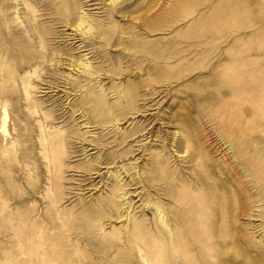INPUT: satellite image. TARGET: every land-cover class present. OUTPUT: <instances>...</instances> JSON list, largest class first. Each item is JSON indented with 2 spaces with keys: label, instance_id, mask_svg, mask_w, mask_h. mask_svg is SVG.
Here are the masks:
<instances>
[{
  "label": "rangeland",
  "instance_id": "rangeland-1",
  "mask_svg": "<svg viewBox=\"0 0 264 264\" xmlns=\"http://www.w3.org/2000/svg\"><path fill=\"white\" fill-rule=\"evenodd\" d=\"M0 264H264V0H0Z\"/></svg>",
  "mask_w": 264,
  "mask_h": 264
},
{
  "label": "bare ground",
  "instance_id": "bare-ground-1",
  "mask_svg": "<svg viewBox=\"0 0 264 264\" xmlns=\"http://www.w3.org/2000/svg\"><path fill=\"white\" fill-rule=\"evenodd\" d=\"M226 1H227V0H226ZM234 1L237 2V3H241V2H246V1H248V0H234ZM202 2H203V1H202ZM212 5H213V3H212ZM234 11H235V10H234ZM219 16H220V14H219ZM243 77H244V76H243ZM251 83H252V82H251ZM252 84H253V83H252ZM235 94H236V93H235ZM235 96H236V95H235ZM241 97H242V96H241ZM2 107H3V106H2ZM3 109H4V107H3ZM3 109H2V110H3ZM5 110H6V109H5ZM5 110H4L3 114L5 113ZM5 115H7V114H5ZM5 120H6V119H5ZM5 128H6V126H5ZM205 191H206V190H205ZM201 194H202V193H201ZM191 196H192V195H191ZM198 196H199V195H198ZM192 197H193V196H192ZM196 197H197V195H196ZM180 199H181V198H180ZM187 199H188V198H187ZM203 199H204V198H203ZM177 200H179V199L177 198ZM179 201H180V200H179ZM198 201H199V200H198ZM181 202H182V201H181ZM187 202H189V201H187ZM190 203H191V201H190ZM192 203H193V202H192ZM197 203H198V202H197ZM193 216H194V215H193ZM189 217H190V216H189ZM189 217H188V218H189ZM190 219H191V217H190ZM195 220H196V219H195ZM204 220H205V219H204ZM179 221H180V220H179ZM184 221H185V220H184ZM186 221H187V220H186ZM182 222H183V220H182ZM185 223H186V222H185ZM187 223H188V222H187ZM179 224H180V223H179ZM191 224H192V223H191ZM194 224H195V223H194ZM182 225H183V223H182ZM185 225H187V224H185ZM198 225H199V224H198ZM197 227H198V226H197ZM200 227H201V226H200ZM183 229H184V226H183ZM187 229H188V228H187ZM185 231H186V230H185ZM185 231H184V232H185ZM191 231H192V230H191ZM200 231H201V230H200ZM196 232H197V231H196ZM179 233H180V232H179ZM185 234H186V232H185ZM175 235L177 236L178 234H175ZM183 235H184V233H183ZM180 236H181V235H180ZM180 236H179V237H180ZM196 236H197V235H196ZM174 237H175V236H174ZM182 237L185 238L184 236H181V238H182ZM175 239H176V238H175ZM179 240H180V239H179ZM175 243H176V242H175ZM182 243H183V242H182ZM178 244H179V242H178ZM183 244H184V243H183ZM186 245H188V244H186ZM186 245H185V246H186ZM183 246H184V245H183ZM181 248H182V247H181ZM186 248H187V247H186ZM186 248H185V249H186ZM185 249H184V250H185ZM182 250H183V248H182Z\"/></svg>",
  "mask_w": 264,
  "mask_h": 264
}]
</instances>
